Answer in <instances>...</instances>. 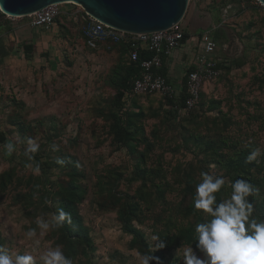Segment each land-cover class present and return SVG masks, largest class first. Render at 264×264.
<instances>
[{"label": "rangeland", "instance_id": "obj_1", "mask_svg": "<svg viewBox=\"0 0 264 264\" xmlns=\"http://www.w3.org/2000/svg\"><path fill=\"white\" fill-rule=\"evenodd\" d=\"M60 8L75 13L80 10L79 5L71 3L61 4ZM193 8L194 0H190L181 23L184 27ZM256 8L257 17L252 14L254 20L245 31L235 20L228 21L249 42L245 65L223 67L211 86L203 90L198 107L192 112L175 120L165 97L159 93L125 97L124 107L131 113L134 125L129 143L133 152L130 146L115 141L101 114L107 111L116 90L113 72L125 59L118 55L119 51L107 54L85 47L80 17L70 20L69 33L63 34L72 39L68 43L70 50L65 49L67 55L61 58L60 70L35 73L29 84L22 82V90H15L13 98L6 101L11 102L0 107V131L5 135L0 142V246L13 257L33 255L35 264H43L41 256L49 248L60 246L66 254L64 237L53 226L56 201L47 192L66 186L71 170L68 163H72L80 172L75 184L84 190L78 213L93 249L83 254L82 248L86 251L88 246L76 245L72 264H141L144 253L130 245L132 235L123 229L116 214L120 204L108 203V194L116 198L129 195L130 200L139 203L138 217L132 223L152 247L156 246L153 237L159 231L177 235L178 243L167 253L169 260L177 259L176 264H183L189 247L198 258L205 259L204 253L187 243L179 232L187 215L191 216L184 206L192 202L180 174L190 172L196 193L203 180L202 172L214 178L224 177V168L200 162L201 156L193 151L187 136L197 132L215 136L220 132L223 137H230L228 142L239 146L252 143L256 156L264 155V29L251 30L257 22L264 26V9ZM61 18L65 20L66 16ZM186 24L190 28V22ZM44 67L47 64L40 69ZM27 138L39 145L38 152L44 158L60 162L45 171L39 166L36 172L35 159L24 155ZM8 142L15 146L10 156L4 147ZM231 147L225 146V150L231 151ZM262 162L264 165V158ZM137 165L146 169L141 178L136 175ZM45 176L55 184L50 186ZM152 184L163 190V196L155 193ZM38 218L50 224L47 231L38 227ZM29 229L36 230L35 237L27 236ZM115 252L122 254V261L113 256Z\"/></svg>", "mask_w": 264, "mask_h": 264}, {"label": "trees", "instance_id": "obj_2", "mask_svg": "<svg viewBox=\"0 0 264 264\" xmlns=\"http://www.w3.org/2000/svg\"><path fill=\"white\" fill-rule=\"evenodd\" d=\"M0 17L5 18V15L0 12ZM8 24L10 23V19L5 18V21ZM189 34L185 33V38L188 37ZM117 51H119L122 56L126 57L125 60L118 65L117 69L113 72L112 84L115 85V93L110 100L109 107L107 111L102 112V116L104 120L109 124V129L114 135V139L116 142H120L123 146H130L131 152H133V147L129 144L131 139V127L133 125V121L130 119L131 113L127 112L124 107L125 95L131 93L134 81L140 77L142 73V69L140 67V62L149 57L150 53L146 51H141L139 54V58L136 61L130 59L129 56V44L126 42H121L119 44L113 45ZM233 66H241L242 61L234 60ZM219 68H227L228 66L218 65ZM191 69H188L190 71ZM161 73L163 74L162 70ZM165 97V96H164ZM201 97V94H200ZM165 101L170 106L168 111L171 113L172 118L175 120L179 119L184 115L183 112H180V108L183 107L185 101V91L184 89L179 93L178 97L168 98L165 97ZM214 102V101H212ZM198 107V106H197ZM196 109V108H194ZM192 109V110H194ZM189 111L190 112H192ZM167 111V112H168ZM134 114V113H133ZM132 114V115H133ZM184 118V117H183ZM182 119V118H181ZM177 124H175V127ZM23 129V127H21ZM192 142L193 151L196 155L201 156L199 161H205L209 166L216 165L223 169V176L227 179L225 181V185L215 193V203L212 206L215 210L216 207L221 203H225L230 200L232 195V187L231 184L236 180H244L248 182L252 187V192L245 197V200L253 206V212L250 216V220H256L257 222L264 221V165L262 154L255 156L251 161L248 160V157L253 153H256L253 144L239 146L237 142H228L230 137H223L220 132L215 136H211L209 134H203L197 132L195 134H190L187 136ZM5 140V135L2 131H0V142ZM231 145H233L231 147ZM225 146H230L233 148L231 151L225 150ZM43 153L38 152L34 154V159L36 163L40 166L41 170H47L52 164H57L58 162L49 157H45L42 155ZM142 156V154H141ZM44 158V159H43ZM143 158V156H142ZM64 160V164L66 165ZM71 167V170L68 171L69 180L66 183L64 188H60L53 193L47 192V194L53 197V200L56 201L55 213H57L58 208H63V210L67 213L71 214V223L65 220L61 226L55 227L58 228L61 232V235L64 237L66 244V254L65 256L69 259L74 257L76 253L75 246L80 244H86L88 248H82V253L86 254L87 250H93L91 246V239L88 236L87 228L82 223V218L78 213L77 205L83 199L84 190L78 184H75V178L80 175L78 171V167L72 165V163H68ZM136 175L141 178L142 174L146 173L145 168H141L140 166H136ZM203 170V169H202ZM204 171V170H203ZM206 171H208L206 169ZM117 171H113L116 173ZM182 182L184 183V188L188 192H190L192 196V202L187 203L184 208L185 212H189L191 214L186 221V223L180 228L179 232L184 234V240L187 243L193 244L197 246L198 237L195 231V227L199 223H207L212 217L204 213L202 210H197L194 207V199L196 197V193L194 190L195 179L192 178L190 172L183 171L180 174ZM133 178V177H132ZM44 179L49 182L50 186H53L56 181L49 180L46 176ZM5 180V179H4ZM142 185L140 189H143V185L145 184V179H142ZM4 184V181H1ZM153 185V189H156L157 193L160 196H163V190L157 188L155 184ZM139 190V193L141 192ZM108 203L117 207L116 214L117 218L120 221L123 229L128 231L132 235V239L130 245L132 247H137L144 254H152L154 257L158 258L157 260H150L151 264H176L177 259H168L167 253L169 249L175 246L178 243V238L176 234L170 235L168 231H159L157 235V243L155 247H152L147 241L145 235L138 229L133 226V219L138 217L139 212V203L132 201L129 199V195H125L122 198H116L111 195H107ZM125 198L126 200H124ZM124 200L122 203L120 201ZM55 223V222H54ZM176 223V221H175ZM174 223V224H175ZM163 242L166 246L163 249H157V246ZM169 254V253H168ZM114 257L122 261L123 256L119 252H115L113 254Z\"/></svg>", "mask_w": 264, "mask_h": 264}, {"label": "crops", "instance_id": "obj_3", "mask_svg": "<svg viewBox=\"0 0 264 264\" xmlns=\"http://www.w3.org/2000/svg\"><path fill=\"white\" fill-rule=\"evenodd\" d=\"M197 5V10L192 9L188 21L190 28L189 24H186L187 19L185 27L183 26L189 36L180 46L162 58L160 72L162 70L167 81L178 93L184 89L186 72L193 67L200 50L199 35L204 31H207L214 40L221 42L220 45L217 44L214 53L216 59L220 60V65L231 67L234 60L242 61L239 67L245 65L249 42L247 43L246 38L237 33L238 29L229 25L228 21L235 20L241 25L240 29L245 31L254 20L251 19L252 14H257L258 10L253 0H197ZM74 13L62 8L60 15L48 28L32 27L26 18L5 17L10 19L8 24L4 22L5 18L0 17V107L11 102L6 101L13 98L15 90H22V82L29 84L35 73L43 70L42 74H48L60 70L61 58L67 55L65 49L70 50L68 43L72 40L63 34L69 33L70 20L76 21L79 17ZM62 15L66 16L65 20L61 18ZM258 23L251 26V30L257 32L260 28L264 29V26ZM82 42L84 45L83 39ZM115 51H117L115 48L109 51L104 48L97 49V52L107 54ZM118 55L122 56L119 52ZM44 64H47V67L40 69ZM221 71L222 68L220 73ZM213 81L203 85L201 94ZM131 95L134 94L129 93L125 96Z\"/></svg>", "mask_w": 264, "mask_h": 264}, {"label": "clouds", "instance_id": "obj_4", "mask_svg": "<svg viewBox=\"0 0 264 264\" xmlns=\"http://www.w3.org/2000/svg\"><path fill=\"white\" fill-rule=\"evenodd\" d=\"M261 2L264 3V0ZM27 145L24 155L33 160L39 145L31 138H27ZM4 147L6 155L10 156L15 151V146L11 142ZM257 154L253 153L248 160L251 161ZM35 171L39 172V165ZM201 176L203 180L197 185L194 207L212 217L209 222L199 223L195 227L198 237L196 247L204 253L205 259L198 258L189 247L184 252L183 264H264V221L250 220L253 206L245 200L252 192L251 185L244 180L233 182L230 200L219 204L214 210L212 207L215 203L214 194L225 185V178L222 176L214 178L206 172H202ZM45 203L50 204L51 201L46 200ZM65 220L71 223V214L65 212L63 208H58L57 213L53 215L55 222L53 226L59 227ZM37 225L44 231L50 227L43 218L37 219ZM27 236L35 237L36 230L29 229ZM165 246L161 242L157 249H163ZM157 259L152 254H144L141 257V264H149L150 260ZM41 260L43 264H72V260L64 255L60 246L49 248L42 254ZM0 264H35V258L31 254H17L13 257L0 246Z\"/></svg>", "mask_w": 264, "mask_h": 264}, {"label": "built area", "instance_id": "obj_5", "mask_svg": "<svg viewBox=\"0 0 264 264\" xmlns=\"http://www.w3.org/2000/svg\"><path fill=\"white\" fill-rule=\"evenodd\" d=\"M255 5L263 8L259 0H253ZM61 4H50L26 18L32 27L48 28L61 13ZM80 17V32L84 45L92 50L104 48L109 51L113 45L121 42L129 44V56L133 61L138 60L141 51L150 53V56L140 62L142 73L133 84L131 93L134 95L159 93L168 98L178 97L179 93L160 72L162 58L173 49L180 46L185 39V29L182 21L171 27L149 33H130L108 26L86 13L81 7L74 13ZM7 18H16L9 17ZM200 50L195 57L193 67L186 72L184 91L185 101L180 112L188 113L195 107L200 99L203 85L213 81L220 74V60L214 56L217 47L216 41L207 31L199 35Z\"/></svg>", "mask_w": 264, "mask_h": 264}, {"label": "water", "instance_id": "obj_6", "mask_svg": "<svg viewBox=\"0 0 264 264\" xmlns=\"http://www.w3.org/2000/svg\"><path fill=\"white\" fill-rule=\"evenodd\" d=\"M190 0H0V12L21 18L50 4L79 5L100 22L130 33L165 30L183 20ZM261 2V0H259ZM262 3V2H261ZM264 5V3H263ZM197 1L194 8L197 10Z\"/></svg>", "mask_w": 264, "mask_h": 264}]
</instances>
